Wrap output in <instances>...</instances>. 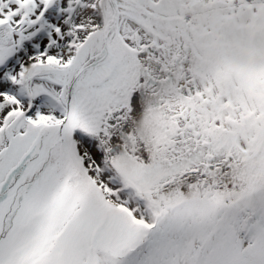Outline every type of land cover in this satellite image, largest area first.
Listing matches in <instances>:
<instances>
[{"label": "snow or ice", "instance_id": "6c2138e0", "mask_svg": "<svg viewBox=\"0 0 264 264\" xmlns=\"http://www.w3.org/2000/svg\"><path fill=\"white\" fill-rule=\"evenodd\" d=\"M0 264H264V0H0Z\"/></svg>", "mask_w": 264, "mask_h": 264}]
</instances>
